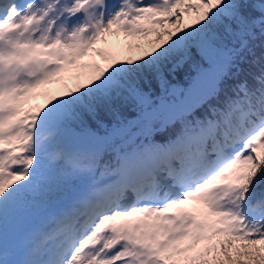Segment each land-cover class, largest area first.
<instances>
[{"label":"snow or ice","instance_id":"obj_1","mask_svg":"<svg viewBox=\"0 0 264 264\" xmlns=\"http://www.w3.org/2000/svg\"><path fill=\"white\" fill-rule=\"evenodd\" d=\"M0 264H264V0H0Z\"/></svg>","mask_w":264,"mask_h":264}]
</instances>
